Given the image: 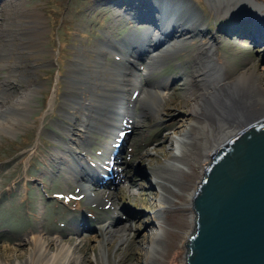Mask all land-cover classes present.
<instances>
[{
  "label": "rangeland",
  "instance_id": "obj_1",
  "mask_svg": "<svg viewBox=\"0 0 264 264\" xmlns=\"http://www.w3.org/2000/svg\"><path fill=\"white\" fill-rule=\"evenodd\" d=\"M106 1L0 0V264L41 244L65 264H185L208 64L264 95V21L253 37L224 30L228 0H169L192 32L138 57L145 25Z\"/></svg>",
  "mask_w": 264,
  "mask_h": 264
},
{
  "label": "water",
  "instance_id": "obj_2",
  "mask_svg": "<svg viewBox=\"0 0 264 264\" xmlns=\"http://www.w3.org/2000/svg\"><path fill=\"white\" fill-rule=\"evenodd\" d=\"M106 2L127 13L136 24L145 25L144 33L131 41L138 57L141 51H153L169 40L171 29L158 27L160 15L171 12L170 19H174L183 13L169 0ZM252 3L264 5L257 0ZM247 10L232 13V23L224 30L253 37L262 34L258 22L264 21V16H251L253 11ZM260 118L217 149L205 167L191 197L194 224L187 239L185 264H264V117Z\"/></svg>",
  "mask_w": 264,
  "mask_h": 264
},
{
  "label": "bare ground",
  "instance_id": "obj_3",
  "mask_svg": "<svg viewBox=\"0 0 264 264\" xmlns=\"http://www.w3.org/2000/svg\"><path fill=\"white\" fill-rule=\"evenodd\" d=\"M252 2L253 0H228L227 7H229V16H231L232 13L236 14L238 12H243L242 10L248 11L247 9L253 11L252 13H250L251 16L256 15V17L258 18L260 16H264V11L262 12V10H264V5H257ZM172 3L174 5L177 4L174 2ZM177 7L181 10L180 5H177ZM170 18L171 15L167 14V16H165L162 14L156 19L159 28L168 31L171 28L169 36H167L169 40L166 43H170L173 40L177 41L179 38H182L188 33L192 32V28L190 25H188L186 21L187 19H185V17H178L174 20L175 22L171 21L172 19ZM158 38L160 37H157V39ZM148 40L149 43L153 41L150 37ZM132 41H135V39H133ZM149 43H146L147 47L150 46ZM130 48L132 52L137 50L132 46H130ZM148 52H151V50L144 53ZM128 53L129 52H125V54L127 55ZM129 55L133 56L132 54ZM154 56H157V54ZM207 69L214 70V73H212L213 75L210 77V88L207 89L204 100H202L196 108L197 112L206 113V115L202 116L203 122H201L202 126L200 128L202 136L199 140L198 148L195 152V158L198 161H202L211 157L217 149L222 147L228 140L245 129L248 124L252 123L254 120L260 118L261 116H264V95L250 86L245 77L242 76L235 81L225 82L221 76V73H218L217 68H214V66H212V63L208 64ZM150 86L152 88H149L152 98L157 97L160 91L157 89H159L160 87L156 86V84L154 86L150 84ZM121 90H124V87ZM215 94H218V97H220L219 100H215L213 104L204 102L209 97L212 98ZM222 99H225L226 102L224 103ZM139 101L141 102V104L143 103L141 108L144 109V99H139ZM122 105L123 102L121 104V107ZM256 105H258V107H256ZM176 143L177 145L184 146H188L189 144L188 141L182 142L180 140H176ZM192 195L190 196V200ZM39 249L40 254H38V257L36 256L37 259L31 261V264H65L67 262L68 256L67 250L65 248L60 249L56 254L46 253L44 244H41Z\"/></svg>",
  "mask_w": 264,
  "mask_h": 264
},
{
  "label": "clouds",
  "instance_id": "obj_4",
  "mask_svg": "<svg viewBox=\"0 0 264 264\" xmlns=\"http://www.w3.org/2000/svg\"><path fill=\"white\" fill-rule=\"evenodd\" d=\"M162 46H163V45H162ZM162 46H161V47H162ZM159 48H160V47H159ZM157 49H158V48H157ZM157 49H156V50H157ZM154 51H155V50H154Z\"/></svg>",
  "mask_w": 264,
  "mask_h": 264
}]
</instances>
